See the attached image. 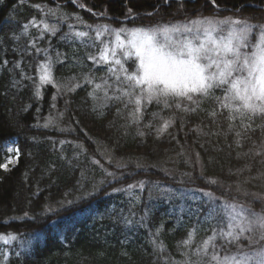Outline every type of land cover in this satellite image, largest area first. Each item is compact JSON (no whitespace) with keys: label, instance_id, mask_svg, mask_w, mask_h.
<instances>
[{"label":"trees","instance_id":"1","mask_svg":"<svg viewBox=\"0 0 264 264\" xmlns=\"http://www.w3.org/2000/svg\"><path fill=\"white\" fill-rule=\"evenodd\" d=\"M80 4L87 9H80ZM216 5L212 0H183V9L179 0L167 4L164 0H0V165L11 155L6 145L15 141L19 149L15 166L0 167V233L17 236L9 244L0 242V264H183L187 258L183 253L191 255L215 225L205 223L204 212L197 211L202 198L184 199L181 191L204 189L220 202L264 210V129L258 127L264 121H229V113L217 102L200 99L194 113L153 102L142 120L133 123L129 112L134 104L126 108V98L107 100L103 89L94 101L88 95L94 85L83 84L89 73L95 83L102 78L114 83L107 66L98 67L87 59L98 53L100 45L92 47L88 38L85 42L62 39L70 31L68 25L95 37L85 25L130 29L197 16L249 17L252 23H264V0H216ZM49 9L56 15H46ZM34 17L57 24L60 31L39 39V29L29 23ZM25 24H29L27 35ZM33 42L52 57L53 77L63 95L51 84L40 86L41 98L34 95L40 85L38 65L47 57L43 51L37 54ZM17 61L19 68L14 67ZM22 73L33 80L22 78ZM75 83L83 87L66 92V86ZM108 94L119 95L114 87ZM215 95L222 93L217 90ZM154 112L158 116L153 117ZM49 117L53 127L35 126ZM166 120L173 123L158 135ZM149 123L151 128L146 127ZM248 123L255 131L244 127ZM141 131L144 136L138 134ZM75 144H82L84 151ZM185 173L192 174L194 183H179L188 180ZM139 182L143 189L136 187L131 195L114 191ZM25 212L33 219L25 218ZM219 226L226 229V223ZM192 229L196 230L193 244L186 247L182 241ZM236 250L229 245L221 254Z\"/></svg>","mask_w":264,"mask_h":264},{"label":"snow or ice","instance_id":"2","mask_svg":"<svg viewBox=\"0 0 264 264\" xmlns=\"http://www.w3.org/2000/svg\"><path fill=\"white\" fill-rule=\"evenodd\" d=\"M169 0H164L167 4ZM183 9V0H179ZM216 7V0H212ZM40 9V6H36ZM83 7V5H81ZM244 5L235 11L240 12ZM129 15L132 9H128ZM46 15H56V11L49 9ZM100 15V14H97ZM153 15V13H148ZM64 18L61 17V20ZM79 19V17H77ZM32 27L39 29V39L44 38L45 33L56 36L60 31L57 24H49L45 20L37 21L35 17L29 22ZM29 24L23 25L24 34H28ZM70 31L64 33L62 39L65 41L81 40L88 38L92 47L100 45L95 55L89 54L87 59L96 66H107L109 77L102 78L101 83H95L94 77L89 73L83 76V84L94 85L93 91L88 95L95 101L98 99L97 91L103 89L104 97L107 100L121 101L126 98L124 106L134 104V110L129 112L133 123H139L147 105L155 102L169 109L175 107L185 113H194L200 104V99H210L217 102L221 110L229 113L227 119L235 121L238 118L241 123L244 120L264 121V23H252L249 17H224L197 16L168 24H156L149 27H134L130 29H110L107 25L96 26L85 25L95 32L91 37L88 31H74L73 25H68ZM107 34V40L101 37ZM255 36V42L252 37ZM16 36L15 39H19ZM36 48L35 42L32 44ZM44 53L47 57L45 62L38 65V76L40 85L37 86L34 95L41 98L40 86L51 84L61 93L60 85L53 78V60L48 55L47 49L36 48L37 54ZM59 56V53H57ZM61 63L63 61H60ZM8 61L5 60L4 64ZM14 67H20L17 61ZM131 68V70H130ZM22 78L33 80V77L22 73ZM75 80V77L71 78ZM18 83V82H17ZM81 83H75L70 87L66 86V92H74L77 88L83 87ZM115 88V93L109 96L108 89ZM220 90L221 96L215 93ZM52 108L56 107L57 96L52 97ZM187 101V104L182 102ZM189 104L195 107H189ZM27 110V109H25ZM96 108H93L95 111ZM39 111V109H37ZM119 114L120 110L117 109ZM103 115V113H100ZM222 114V113H221ZM61 118L64 113L59 114ZM213 117L216 111L211 113ZM153 117L158 113H152ZM78 123V121H77ZM173 121L166 120L157 129L158 135L164 134ZM45 129L53 127L54 121L49 117L43 125H35ZM151 123L146 127L151 128ZM233 124H229L231 130ZM246 129L255 131L252 124H245ZM264 129V125H259ZM60 132L70 129L58 128ZM144 136V132L138 133ZM240 132H236L239 137ZM15 141L6 145L9 152H14L19 157V149L13 147ZM61 144L72 143L71 141H60ZM239 145V141H237ZM80 148L82 144H75ZM259 154V153H258ZM197 163H199V153ZM93 163L100 164V161L93 159ZM109 163L111 161L109 160ZM7 168V165H0ZM101 167H103L101 165ZM118 168L126 165H116ZM141 165L137 164V168ZM107 172V170H105ZM107 175L117 179L114 173L107 172ZM188 180H180V184L194 183L191 173H185ZM104 183V182H102ZM212 185H218L216 180L209 181ZM139 187L143 189V182L129 184L127 189H114V191H129ZM99 189H96L98 191ZM94 193H89L92 195ZM181 198L201 199L198 212H204V222L215 225L212 233L202 243L196 246L191 255L185 252L187 258L183 264H252L255 259L253 251L255 248L264 249V210L254 211L251 207L237 205L228 201L220 202V198L211 191L204 189H186L179 193ZM244 195H248L247 192ZM69 204L74 203L68 201ZM24 217L33 219L27 212ZM16 219V218H13ZM226 223V229L223 225ZM195 229L189 231L186 239L182 241L184 246L193 244ZM17 236L12 233H0V242L9 244L16 240ZM222 243L218 244L217 241ZM247 241V247L243 243ZM155 244V241H153ZM229 245H235V252H221ZM160 248L159 245L156 246ZM19 255V253H18ZM261 255L257 252L256 256ZM192 256L200 259L193 260ZM175 264V262H174ZM257 264H264V259L258 260Z\"/></svg>","mask_w":264,"mask_h":264},{"label":"rangeland","instance_id":"3","mask_svg":"<svg viewBox=\"0 0 264 264\" xmlns=\"http://www.w3.org/2000/svg\"><path fill=\"white\" fill-rule=\"evenodd\" d=\"M81 5L83 4H80L79 5V8L80 9H85L86 7L83 5V7H81ZM87 9V8H86ZM225 17V16H224ZM224 17H217V18H224ZM255 39L256 37L253 36L252 37V40L253 42H255ZM101 40H107V34H105L104 36L101 37ZM54 78V77H53ZM13 147H17L16 143L13 145ZM11 155L9 156V158L7 159V162L4 164V165H7V168L6 169H9V168H12L13 166H15L18 162V158L16 157V154L14 152H10ZM246 243H243L245 244V246L247 247V241H245ZM259 252L261 253V255L259 256H256V253ZM253 256L255 257V259L252 261V264H257L258 260L260 259H264V249H261V248H255L254 251H253Z\"/></svg>","mask_w":264,"mask_h":264}]
</instances>
